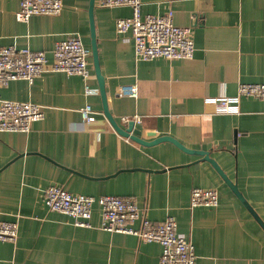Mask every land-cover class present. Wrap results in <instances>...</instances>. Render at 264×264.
<instances>
[{"label":"crops","instance_id":"obj_1","mask_svg":"<svg viewBox=\"0 0 264 264\" xmlns=\"http://www.w3.org/2000/svg\"><path fill=\"white\" fill-rule=\"evenodd\" d=\"M141 1L143 16L172 10L176 25L191 28L193 58L138 59L131 33L116 27L132 16L127 5L95 4L91 15V0H63L60 14L22 22L21 0H0V48L44 51L52 64L57 42L78 33L91 50L87 83L99 91L88 96L81 76L52 71L0 88L1 100L37 103L45 113L28 133H0V220L19 226L16 242L0 241V264L160 263V244L103 230L98 205L88 226L50 210V186L134 197L150 221L174 218L194 247L195 264H264L262 224L200 154H209L264 222V102L242 96L236 114L206 102L238 96L243 83H264V0ZM93 30L106 105L117 124L127 130L132 122L143 140L171 137L189 151L171 141L141 145L113 127L93 61ZM129 86L137 97L120 94ZM88 104L98 112L93 123L82 119ZM193 188L216 190L218 206L192 207Z\"/></svg>","mask_w":264,"mask_h":264},{"label":"built area","instance_id":"obj_2","mask_svg":"<svg viewBox=\"0 0 264 264\" xmlns=\"http://www.w3.org/2000/svg\"><path fill=\"white\" fill-rule=\"evenodd\" d=\"M103 8L130 6L132 16L117 21L120 34L131 33L135 42V55L141 60L165 58L168 60L191 59L195 55V43L190 27H180L174 22V12L164 15L142 14L141 0H96ZM64 8L63 0H21L16 17L29 22L35 15H58ZM54 61L49 63L44 51L30 48L17 49L13 46L0 48V88L15 80L32 83L39 75L52 71L67 75H79L85 82L86 95H97L99 91L87 82L91 78L89 60L91 50L83 44L80 34L56 44ZM120 94L137 97L136 86L121 87ZM256 97L264 102V83H243L235 97L207 98L219 113L236 114L239 112L240 97ZM84 122L93 123L98 112L88 104L81 110ZM45 117L44 107L33 102H20L0 99V133H28L35 122ZM130 118H124L129 122ZM139 116L133 121L139 122ZM45 203L52 211L72 216L78 226H88L94 205L101 208V228L108 232H118L137 236L141 241L158 243L162 247L159 264H195L196 255L189 239L178 231L174 218L161 223L143 217L134 197L104 195L101 197L73 194L59 186H50L45 191ZM219 194L213 189L193 188L191 205L216 207ZM139 222L140 225L135 227ZM19 236L17 222L0 220V241L16 242Z\"/></svg>","mask_w":264,"mask_h":264},{"label":"water","instance_id":"obj_3","mask_svg":"<svg viewBox=\"0 0 264 264\" xmlns=\"http://www.w3.org/2000/svg\"><path fill=\"white\" fill-rule=\"evenodd\" d=\"M95 4H96V0H91V8H90L91 15H93V10L95 8ZM92 54H93V61H94L95 69H96V74L98 76V80L100 83L101 95H102V98L105 102V106H104L105 114H106V117L108 118V120L113 125V127L117 130V132H119V134H121L122 136L131 138L132 140H134L135 142H137L141 145L152 146V145H156V144H159L161 142H164V141H171L174 144H176L180 149H182L186 152L189 151L186 148H184L183 146H181L176 140H174L171 137H158L151 142H147V141L143 140L141 138V132L139 130H135L133 128L134 124L132 122L130 123L129 129H127V130L122 129L117 124V122L114 120L113 116L109 112V109L106 105L107 98H106V92H105V88H104L105 82H104V78H103L101 71H100L98 51H97L96 42H95L94 30H93V52H92ZM131 133H133V134H131ZM152 135H154V134H152ZM200 154L202 156H204L206 160L210 161L216 167V169L220 172V174L225 178V180L228 182V184L232 187L233 191L236 193V195L239 197V199L246 205V207L251 211V213L254 215V217L262 224V226L264 228V222L259 218L257 213L252 209L250 204L246 201L244 196L238 190V187L236 185H233L232 182L224 175V173L221 171L218 164L210 158V156L207 152H205V153L200 152Z\"/></svg>","mask_w":264,"mask_h":264}]
</instances>
